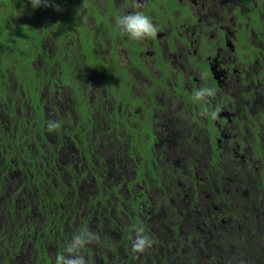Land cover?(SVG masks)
<instances>
[{"label":"flooded vegetation","instance_id":"af4514ba","mask_svg":"<svg viewBox=\"0 0 264 264\" xmlns=\"http://www.w3.org/2000/svg\"><path fill=\"white\" fill-rule=\"evenodd\" d=\"M24 1H0L29 40L0 53V264H55L82 229L87 264H264V0H139L143 40L115 21L132 0Z\"/></svg>","mask_w":264,"mask_h":264},{"label":"clouds","instance_id":"9594fccd","mask_svg":"<svg viewBox=\"0 0 264 264\" xmlns=\"http://www.w3.org/2000/svg\"><path fill=\"white\" fill-rule=\"evenodd\" d=\"M30 3L33 8L53 6L51 0H30ZM131 6L134 9L133 11L115 17L116 24L120 30L134 40L155 38L158 28L148 15L139 10L143 5L139 0H132ZM56 10H60L59 6H56ZM215 95L216 91L211 87L198 88L193 91L192 98L197 102H208ZM60 126L58 121L50 120L47 123V130L53 132L59 129ZM132 230L134 239L131 249L134 253H143L153 245L154 241L144 234L142 225H133ZM95 238V234L88 229H82L78 233L73 234L71 240L66 244L64 252L56 257L55 264H87L85 257L80 255V250L87 244L93 243Z\"/></svg>","mask_w":264,"mask_h":264},{"label":"trees","instance_id":"16d2710c","mask_svg":"<svg viewBox=\"0 0 264 264\" xmlns=\"http://www.w3.org/2000/svg\"><path fill=\"white\" fill-rule=\"evenodd\" d=\"M1 15V19H0V53L4 52V54L6 55L8 52H10V49L8 46H5V32H2L3 26H5V22L3 21L5 16H2V13H0ZM4 40V42H2ZM15 44L14 40L9 39V43L7 45H12ZM4 62H8V60L5 58L3 59ZM257 252V248H248L246 247V245L244 244L243 246H241L240 251H238L237 255H240V259H242V261L240 263H236V264H251V256L254 254H256ZM244 256L246 259H244ZM251 262V263H250ZM255 264H259V260L256 259Z\"/></svg>","mask_w":264,"mask_h":264},{"label":"rangeland","instance_id":"374dc122","mask_svg":"<svg viewBox=\"0 0 264 264\" xmlns=\"http://www.w3.org/2000/svg\"><path fill=\"white\" fill-rule=\"evenodd\" d=\"M1 2H4L5 4L6 3H8V1L9 0H0ZM15 2H18L19 0H14ZM20 2L21 3H24L25 1L24 0H20ZM0 11H2V9H0ZM58 14H62V10H59L58 12H57ZM79 24H80V21H79ZM92 25V24H91ZM90 25V31H92L93 29H92V26ZM0 32H1V29H0ZM95 35V33L92 31V32H90L89 33V35L86 37L87 39H88V41L89 40H91V39H93V36ZM1 36V35H0ZM87 41V42H88ZM2 42H4V40L2 41ZM9 43V39L7 38L6 40H5V46H8L9 48H11V49H13V51H14V54L15 55H17V56H19V59H22L21 57H22V54H20L21 53V51L22 50H26V49H28V48H26V47H28V43H29V40H27V41H22V47L24 46L25 48L24 49H20V47H16V45L15 44H12V45H7ZM18 62V61H17ZM10 87H12L11 85H10ZM198 253H196L195 254V260H197V261H201V260H203V259H205L206 257H205V251L202 249L201 251H199V256L197 255ZM235 254H238L237 252H235ZM175 258L177 259V261H180V260H183L184 259V256L182 255V253L179 251V252H177L176 253V256H175ZM204 261V260H203ZM252 264V263H251Z\"/></svg>","mask_w":264,"mask_h":264}]
</instances>
